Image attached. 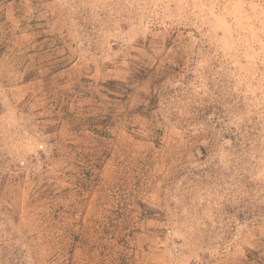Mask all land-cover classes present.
<instances>
[{
    "label": "rangeland",
    "instance_id": "1",
    "mask_svg": "<svg viewBox=\"0 0 264 264\" xmlns=\"http://www.w3.org/2000/svg\"><path fill=\"white\" fill-rule=\"evenodd\" d=\"M0 264H264V0H0Z\"/></svg>",
    "mask_w": 264,
    "mask_h": 264
}]
</instances>
